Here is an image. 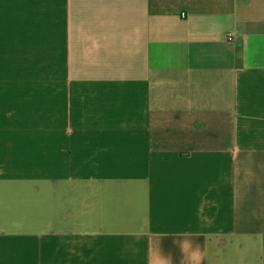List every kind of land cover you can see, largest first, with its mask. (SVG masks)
Listing matches in <instances>:
<instances>
[{"label":"crops","instance_id":"0c3cea01","mask_svg":"<svg viewBox=\"0 0 264 264\" xmlns=\"http://www.w3.org/2000/svg\"><path fill=\"white\" fill-rule=\"evenodd\" d=\"M0 264H264V0H0Z\"/></svg>","mask_w":264,"mask_h":264}]
</instances>
